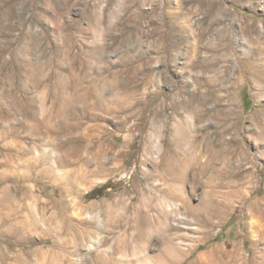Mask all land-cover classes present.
Returning a JSON list of instances; mask_svg holds the SVG:
<instances>
[{
  "label": "rangeland",
  "instance_id": "obj_1",
  "mask_svg": "<svg viewBox=\"0 0 264 264\" xmlns=\"http://www.w3.org/2000/svg\"><path fill=\"white\" fill-rule=\"evenodd\" d=\"M210 1L0 0V196L30 191L33 210L30 229L0 219V264H264V0H217L224 19ZM247 26L252 40L237 38ZM211 55L221 61L204 70ZM45 106L89 115L77 113L73 131L38 133L27 117ZM154 117L167 150L182 121L205 166L181 153L167 168L159 151L143 161ZM57 142L75 160L92 157L90 146L105 150L93 185L75 180L78 164L50 162L79 193H63L66 184L41 173L46 164L20 166L59 154ZM112 145L123 151L117 160ZM156 188L176 194L168 215ZM44 212L55 217L38 220ZM196 217L212 237L201 246L208 235ZM90 240L108 253L90 250Z\"/></svg>",
  "mask_w": 264,
  "mask_h": 264
},
{
  "label": "bare ground",
  "instance_id": "obj_2",
  "mask_svg": "<svg viewBox=\"0 0 264 264\" xmlns=\"http://www.w3.org/2000/svg\"><path fill=\"white\" fill-rule=\"evenodd\" d=\"M192 1H197V0H192ZM209 5H210L211 11L213 13L216 12V10L218 11V14H215V19H218V18L224 19L225 18V11L221 8V2L220 1L211 0L209 2ZM221 27H220V29L216 30V34H217V36L220 39L223 40V39H225L226 35H225V32H224L225 30L223 29L224 26L222 28ZM241 28H240V30L238 32V37L237 38H239V36L242 33V35H244V36L246 35L248 37V39L252 40L251 36H253L252 34L255 31L253 29V27H248L247 29H244V28L241 29ZM170 37H171V39H173L172 36H170ZM262 38H263V42H264V32L262 34ZM200 39L202 40L203 36H200ZM209 47L211 49H215L217 47V44L215 42H212ZM260 49H261L260 53L264 54V47H262V48L260 47ZM225 57H227V56L225 55ZM219 61H221L220 58L217 55H214L211 58H209L208 60L206 59V60H203L202 62H200V66L203 67L204 70H210L213 67H215L218 64ZM70 72L72 73V76H75V74L77 73V69H75L73 66H70ZM222 74H223V71L221 73V77H222ZM223 78H224V76H223ZM76 79L77 78L74 77L75 86H77L79 84V81L76 84ZM208 82L209 83H212V82L214 83L215 80H214V78H210L208 80ZM261 86L262 85L260 84L259 87H261ZM217 91L218 90L209 91L208 92L209 96L211 98H216V99L219 100V96L216 94ZM45 108H46V106H45ZM45 108H43L44 111L42 112V115H41L42 117L38 116V115L41 114L42 108H41L40 113H38L37 115L31 114V116H30V114H29V116L27 117L29 122L34 120V119H36L35 123L33 125V127H34L33 129H35V132H38V133L39 132H46L47 134L56 135L57 133H59L62 130L71 129L73 131L74 129L77 128L76 126L78 125V123L74 121V119L77 118L75 116H78L77 113H81L80 115H82V116H86V114H88L84 110H81V111L77 112V111H75L76 109H73V107L71 108V106L70 107L69 106L68 107H62V108H59V109H57L55 111L52 110L53 112L49 110L50 108L49 109H47V108L45 109ZM203 114H204V112L197 111V110L195 111V117L197 119L201 120V117L203 116ZM54 121H56V126L59 129L54 128V126L52 125ZM161 122L162 121H160L157 117L152 118L151 121L149 122L151 131L148 132L147 136L144 138V142H142V145H141L142 151L144 152L143 161H145V162L150 161L152 152L153 151H159V156H157V158H156V163H159L160 160L162 162H166L167 168H170L171 165L174 164L173 163L174 161H175V163H176V161H177V163L181 162V159H180V156L182 155L181 153H183V156L185 154H188L190 156L191 160L194 163L199 164L200 161L197 159L198 155H196L197 153H195V151L192 150L194 147L190 148L191 147L190 144H189L190 146L187 147V144H188L187 141H188V138H189L187 129H189V128L186 129V127H184V124L181 123L182 121L174 123L176 125H175L174 131L172 133L173 135L170 138L171 141H172V144H173V148L170 149V150H167L163 145H161V138H162V134H163V132H162V127L163 126L160 125ZM31 124H30V127H31ZM191 132H192V130L190 131V134H191ZM190 136H192V134ZM41 146H40V148H41ZM57 146L59 147V151H60L59 154H57L55 149L54 150L52 149L51 154H48L47 152L40 153L38 157L37 156L32 157L31 161H27V160L21 161L20 160L21 161L20 164H22L20 166H23L26 169H29L31 167V162H32L33 165H35L37 163L39 165L42 164V166H43V164H46L45 165L46 167L44 168V170L43 169L41 170V173L44 174L45 176L51 178L52 180H54L56 182H60L63 185L66 184V186L63 187V190H62L63 193H68L70 191H74L75 193H79V191H80L79 187L75 186L74 184L72 185L70 183V181H69V179L67 177V174L58 173L57 172V168L53 167L52 165H50V162H53L54 159H57L56 161H58L63 166L64 165H73L74 166V165L78 164L79 166H81V168L77 167V169L76 170L74 169V171L72 173V175L75 177V180L77 182H79V181L81 183L83 182V183H85L86 185H89V186L93 185L95 183V179L93 178V176H95V173L97 172L98 168L99 169L100 168H104L105 165H106L107 161H106V159H104L106 155L102 156L104 154L103 151L105 152V150L103 148L99 147L98 150L94 151L93 146H90L89 149L92 150V153H91L92 157H89V158L80 157V158L75 160V159H73L72 157H70L68 155V150L64 149L65 146H63L60 143H58ZM195 150H196V148H195ZM40 151H41V149H40ZM108 151H113V154L115 156L114 160H117L119 157H121L123 155V151L122 150H117L116 146H113V145H112L111 148H108ZM100 157H101V159L99 160ZM188 159H189V157H188ZM188 159L186 158V160H188ZM202 164H199L200 167H204L205 166L204 164L203 165ZM92 166H94V167L92 168ZM33 167L34 166H32V168ZM35 167L37 168V165ZM156 191H159L160 194L157 195L155 193ZM20 193H21V195L17 196V193L15 191H12L11 189H4L2 191L1 196H0V202H1V205H2V210L0 212V219L3 220V221L4 220L12 221V218H13L14 221H12V222H15V223H13L12 225L20 227V228L21 227H26V228L29 227V229H30L31 228V226H30L31 222L29 221V218L32 217L31 214H33V210L31 209V204L32 203L27 201V199L30 198V191H29V193L24 192V191L20 192ZM153 194H155V198L157 200L156 203H157V205H159V209L161 210V212H163L165 215H168L170 209H169V207L167 209L164 206H165V203L167 201H169L171 199H175L176 194H175L174 190L172 188L162 189V190H159L158 188H156V189H153ZM17 212H18V214L22 215L24 217V219L16 220L15 217L17 216ZM54 217H55L54 214H51V216H48L46 214V212H44L43 216L41 218H37V219L40 220V221H47V220H52L51 218H54ZM194 220L198 224L197 232L203 233V234L207 233L206 235H208L206 240L203 239V240L199 241L198 245L201 246V244H204V243L206 244V242L209 239H211L212 237L209 236L210 231L208 230V226H207L206 221H203L202 223H199L198 222L199 219H197V217ZM209 223H210V221H209ZM205 229H207V230H205ZM89 243H90V250H94V249L98 250V255L99 256L103 257V256H105L108 253V251H106L104 249V247H106V244H103V243L101 244L99 242L96 243V242H93L92 240H90ZM195 247H197V246H195Z\"/></svg>",
  "mask_w": 264,
  "mask_h": 264
},
{
  "label": "trees",
  "instance_id": "obj_3",
  "mask_svg": "<svg viewBox=\"0 0 264 264\" xmlns=\"http://www.w3.org/2000/svg\"><path fill=\"white\" fill-rule=\"evenodd\" d=\"M97 193H98V189H95V190H93L89 195H90L91 197H96Z\"/></svg>",
  "mask_w": 264,
  "mask_h": 264
}]
</instances>
